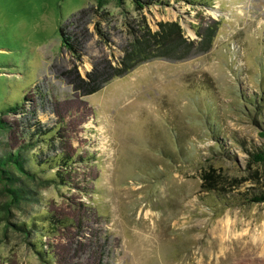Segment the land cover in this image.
<instances>
[{
	"label": "rangeland",
	"instance_id": "374dc122",
	"mask_svg": "<svg viewBox=\"0 0 264 264\" xmlns=\"http://www.w3.org/2000/svg\"><path fill=\"white\" fill-rule=\"evenodd\" d=\"M161 1L137 11L130 0H0V110L23 104L4 116L11 129L0 140L73 159L70 185L35 187L38 202L11 217L65 222L35 228L55 263L264 264V203L218 201L199 178L210 162L241 175L247 155L234 141L264 143L253 121L264 111V0ZM139 17L153 30L178 21L190 40L200 22L220 25L208 52L145 62L81 96L68 72L85 78L97 62L115 63ZM62 25L83 43L79 58L61 47ZM252 94L260 111L248 114L242 95ZM216 139L233 161L212 157ZM32 240L0 218V264H44Z\"/></svg>",
	"mask_w": 264,
	"mask_h": 264
},
{
	"label": "trees",
	"instance_id": "16d2710c",
	"mask_svg": "<svg viewBox=\"0 0 264 264\" xmlns=\"http://www.w3.org/2000/svg\"><path fill=\"white\" fill-rule=\"evenodd\" d=\"M116 1L119 3L122 0ZM185 1L190 4L200 2L203 6H211L212 4L209 0ZM130 2L135 10L141 11L146 6L162 1L130 0ZM106 3L107 0H96L99 8ZM89 13H92L90 9H82L78 15L89 16ZM77 17L76 15L75 18ZM219 25L220 21L214 20L206 23L200 22V24L192 27L197 39L190 40L185 36L184 30L178 21H159L156 23L157 28L153 30L144 17L136 18L127 24L129 39L122 46V55L115 63L107 59L101 60L93 65L92 69L85 74V78L81 77L75 69L68 72V74L74 73L71 79L73 89L81 96H88L99 91L110 80L125 76L145 62L155 59L182 61L195 54L206 53L213 45ZM67 28L66 25L59 28L61 47L65 48L72 56L75 55L79 58L83 43L80 41L79 36L74 32L67 31ZM96 31L102 36L99 29H96ZM242 98L244 101L246 100L247 111L245 113L250 114L255 113L256 110L260 111V105L257 104L258 100L253 94L248 95V97L242 95ZM22 109L23 104L21 106L17 104L0 110V136L11 129L10 122L4 116L6 114H18L23 111ZM253 121L256 125L259 124L258 126L264 131V111L257 112L253 117ZM41 132L45 133L44 131ZM261 136H264V133ZM51 139L52 136L45 143L50 144ZM234 142L247 155L243 173L232 175L225 172L222 167L215 166L212 162L202 165L199 169L201 189L221 202L227 201L225 198L228 197L227 203L233 200H244L245 203L251 204L264 203V143L262 147L253 146L248 148L243 141ZM215 143L216 147L212 151V157L219 156V160L229 161L235 159L231 153L229 154V151L223 148L219 139H216ZM9 148L6 141L0 140V197L4 198L1 204L0 218L14 232L23 234L25 238L31 237L33 239L30 244L44 264H63L61 259H58L57 263L54 262L56 258L47 251L42 236H36L37 231L35 228L45 222L47 224L45 228L53 229L54 225H56V228L65 225V222L48 213L44 216V219H41L42 215H33L26 220H18L17 222H12L11 217L14 216L15 211L21 212L30 203L38 202V192L35 187L52 185L59 189L61 186L70 185L67 171L72 168L73 159L69 157L70 154L67 151H62L61 156H58V158L40 159L39 154H30V144L21 145L14 149ZM45 167L54 169L53 174H41ZM247 183L250 186L241 190V187ZM98 264L102 263L99 261Z\"/></svg>",
	"mask_w": 264,
	"mask_h": 264
}]
</instances>
